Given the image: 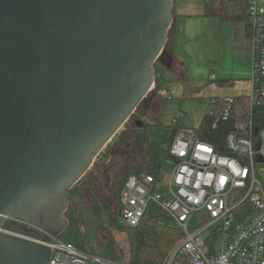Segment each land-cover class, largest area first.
<instances>
[{
	"label": "water",
	"instance_id": "obj_1",
	"mask_svg": "<svg viewBox=\"0 0 264 264\" xmlns=\"http://www.w3.org/2000/svg\"><path fill=\"white\" fill-rule=\"evenodd\" d=\"M173 5L0 0V264L49 263L50 247L25 224L59 236L67 192L138 106L157 99ZM146 138L135 121L131 157L145 156ZM144 219L169 222L154 204Z\"/></svg>",
	"mask_w": 264,
	"mask_h": 264
},
{
	"label": "built area",
	"instance_id": "obj_2",
	"mask_svg": "<svg viewBox=\"0 0 264 264\" xmlns=\"http://www.w3.org/2000/svg\"><path fill=\"white\" fill-rule=\"evenodd\" d=\"M247 13L250 71L245 96L252 110L264 107V0H248ZM209 78L215 80L214 75ZM158 96L170 99L171 92L164 87ZM233 103L234 97L212 101L217 120L230 117ZM224 146L228 154H219L193 130L180 128L168 148L171 174L163 194L155 190L157 177L127 178L119 196L120 223L137 227L154 204L183 234L164 264H264V129L254 128L251 115L237 117ZM196 212H203L207 222L193 228L189 222ZM25 225L39 231L40 243L50 247L48 264H127ZM177 254L182 259L174 260Z\"/></svg>",
	"mask_w": 264,
	"mask_h": 264
},
{
	"label": "trees",
	"instance_id": "obj_3",
	"mask_svg": "<svg viewBox=\"0 0 264 264\" xmlns=\"http://www.w3.org/2000/svg\"><path fill=\"white\" fill-rule=\"evenodd\" d=\"M175 1L177 0H173L174 4ZM247 7L248 0H203L201 16L204 18L216 19L221 24H230L234 22L242 23L245 35L248 37L250 32V17L247 13ZM171 17L172 24L167 33V41L163 49V60L165 63L171 62L185 74V68L182 64L175 63L172 56L175 45L176 20L178 18L175 13L174 5L171 10ZM168 49L171 50V54H167ZM166 66L167 65L161 69L155 64V83L158 89L164 88L168 81L163 71L165 68L167 70L168 67ZM215 82L221 85L223 83H228L229 80H217ZM214 99L218 98L210 99L199 126L193 129V132L201 141L212 145L217 153L228 154L224 146V140L226 135L233 128V121L235 118L251 115L254 128L258 130L264 129V107H256L250 110L245 95L234 97L231 115L228 119L224 120H217V112L213 110L214 105L212 104ZM178 123V120L171 122V124L166 127L160 141L153 140L147 135L146 153L143 158L137 160L131 156H127L124 162H120L118 169L112 176L111 193H102L101 185L96 175L88 174L87 177L84 175L66 194V198L70 201L69 196L77 189L79 184L80 194L78 197L81 200L82 206L105 215L110 226L122 230L127 240L128 255L126 261H124L127 264H164L170 252L183 236L182 232L173 227L170 223L162 224L156 219L146 220L143 218L140 224L134 228L121 227L119 221V196L127 178L131 175L138 174H148L154 177L158 176L159 171L167 162L169 145L177 131L181 128ZM150 126H152L150 123H145V131L146 128ZM133 128L134 126L132 123V126L120 132L118 140L113 145L116 150H127V145L130 143L132 137ZM85 189H88V193H85ZM75 213L76 211L70 201L69 207L64 214V217L68 221V226L59 235V238L81 249L78 242L81 231ZM110 256L114 260L120 259V256L114 254L113 250L110 251ZM180 259L182 258L177 254L174 260Z\"/></svg>",
	"mask_w": 264,
	"mask_h": 264
},
{
	"label": "rangeland",
	"instance_id": "obj_4",
	"mask_svg": "<svg viewBox=\"0 0 264 264\" xmlns=\"http://www.w3.org/2000/svg\"><path fill=\"white\" fill-rule=\"evenodd\" d=\"M185 1L186 0H177L175 1V4L177 6L179 3H184ZM195 4L197 3L195 2ZM220 25L224 27L226 26L230 31L228 35L221 34V37L226 36L225 38H227V40L222 42L220 40L218 43L216 35H210V28H208L207 34L210 46L208 45L209 53L207 56L203 55V48H200V41L198 38L195 39L197 49L195 57V75L189 76L187 74L188 76H186V72L185 74L182 73L180 68H176L171 62L165 63L163 60L164 65L170 66V69L167 68L166 70L165 68L163 71L168 80L165 88L171 92L173 99L163 100L158 96L162 101H160L157 115L153 116L148 121L145 120L146 124L150 123L152 125L146 128L149 138L160 141L166 130V126L172 122L173 118H179L178 124L180 127L197 125L206 109L208 101L213 97H235L248 94V74L250 70L249 65L246 67L244 66L242 52L239 51L240 41L238 39L240 35L242 36L244 34V26L239 22ZM167 54H171V50L168 49ZM207 58L208 61H206ZM155 64H157L158 68L160 67L162 69L164 67L162 64ZM206 64H209L208 66L213 64L218 72L226 73L221 74L209 72L208 74V68L205 67ZM214 73L215 75L218 74L217 77L221 76L224 79H232V81H230L231 84L229 86L227 85L228 83L218 85L213 80H210L208 76ZM179 114H184V116L179 117ZM134 120L140 119L129 118V120L126 121L118 133L95 158L92 166L85 174L86 177L88 174H94L100 182V176H97L98 164L103 163L102 166L105 167L110 164V160H113L114 158L116 160L118 155H125L126 157L130 156L129 149L116 150L113 145L118 140L120 132L125 128L132 126ZM170 174L171 165L166 162L156 178V191L162 194L165 192ZM112 176L113 175L111 174V179ZM79 188L80 187H77L69 197L71 204L76 211V220L81 231V236L78 240L80 248L94 255L108 259L111 258L110 251L113 250L114 254L120 256V259L117 260L126 261L128 248L125 234L122 230L110 226L105 215L98 211L84 208L78 197L80 194ZM206 222L207 218L205 214L203 212H196L193 214L189 226L195 228ZM120 226L125 227L122 224Z\"/></svg>",
	"mask_w": 264,
	"mask_h": 264
},
{
	"label": "crops",
	"instance_id": "obj_5",
	"mask_svg": "<svg viewBox=\"0 0 264 264\" xmlns=\"http://www.w3.org/2000/svg\"><path fill=\"white\" fill-rule=\"evenodd\" d=\"M195 2L197 4H195ZM202 3L203 0H191V1L186 0L184 3H179L177 6L176 4H174L175 13L178 16V18L176 20V36H175V45L172 56H173V61H175V63H180L185 68L186 76L195 75V57L197 52L195 39L198 38V40L200 41V48H203V55L207 56V54L209 53L208 45L210 46V43L208 41L207 29L210 28L209 30L210 35L212 36L216 35V40L218 41V43L220 42V40L221 42L227 40V38H225L226 36L221 37V34L228 35V33L230 32L226 26L224 27L220 25L221 23L218 20L211 18H204L201 16ZM238 39L240 41L239 51L242 52L244 66L246 67L249 65V70H250V43L248 37L245 35L244 32V34L242 36L240 35ZM206 61H208V58L206 59ZM208 65L209 64L205 65V67L208 68V74L209 72L212 73L215 72L221 74L226 73V72H218L213 64H210V66ZM215 73L211 74L215 76V80H213L214 82L217 80H229L227 85L229 86L231 84L230 81H232V79H228V78L224 79L221 76L217 77L218 74L215 75ZM211 75H209L208 78ZM171 98L173 99L172 94H171ZM213 98H218V97H213ZM209 101L207 103L206 109L208 107ZM203 114L197 125H192L190 127L185 126L181 128H187L191 130L197 128L201 122ZM180 116L183 117L184 114H179V117ZM174 120L175 118H173L172 122Z\"/></svg>",
	"mask_w": 264,
	"mask_h": 264
},
{
	"label": "flooded vegetation",
	"instance_id": "obj_6",
	"mask_svg": "<svg viewBox=\"0 0 264 264\" xmlns=\"http://www.w3.org/2000/svg\"><path fill=\"white\" fill-rule=\"evenodd\" d=\"M159 104H160V99L159 97H157V99L153 100L151 105L149 106V108L147 110L143 109L141 106H138V108L135 110V112L133 113V116L131 118H139L141 119L144 124H145V120H150V118H152L153 116H156L158 111H159ZM137 120H134V122ZM133 122V124H134ZM134 126V125H133ZM117 159L115 160V158L113 160H110V164L106 165L105 167L102 166V164H98V172H97V176H100V182H101V172L107 168H110L111 170L108 172L109 177H110V182H109V189L104 190L103 185L101 183V192L102 193H111L112 189H111V183H112V179H111V174L113 175L115 173V171L117 170L120 162H124L127 157L125 155H118L116 157ZM77 187H80V185L78 184ZM80 189V188H79ZM4 229H8L5 225H4Z\"/></svg>",
	"mask_w": 264,
	"mask_h": 264
}]
</instances>
